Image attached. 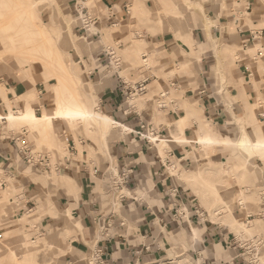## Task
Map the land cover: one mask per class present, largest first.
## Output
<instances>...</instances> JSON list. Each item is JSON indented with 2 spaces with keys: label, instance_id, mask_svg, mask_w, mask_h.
<instances>
[{
  "label": "rangeland",
  "instance_id": "rangeland-1",
  "mask_svg": "<svg viewBox=\"0 0 264 264\" xmlns=\"http://www.w3.org/2000/svg\"><path fill=\"white\" fill-rule=\"evenodd\" d=\"M128 1L130 14L125 19H120L118 24H110L106 20L109 12L103 0L85 1L90 14L99 18L104 25L98 36L101 38H92L98 30L95 26L89 30H82V23L76 15L75 4L77 2L78 5H82V0H0V89L4 95L0 94V98L8 111L6 100L13 101L10 113L7 115L8 122H0L1 139L6 137L20 139L26 131L25 141L18 143L21 144L20 146L23 145V148L30 149L35 159L32 164L18 168V173L0 170V264H94L93 254L97 248L96 242L92 244V247L90 246L91 250L88 252L73 251L72 232L66 233L65 228L73 227L75 220H72L71 216L67 217L68 213L72 215L67 212L71 209L65 205L62 196H54L50 191L46 196L44 195V201L37 199L36 205L26 207L24 187L31 181L35 184L34 187L63 188L66 189V192H63L65 198L71 199L73 203L76 200L77 189H72L70 183L63 177L72 171L71 175L76 180L73 171L80 170L82 167H89L92 171L97 170L98 167L103 174L118 173L122 168L113 157L111 145L115 141L129 137L122 129H116L118 124L106 128L95 120L85 121L82 118L71 120L56 118L41 131L28 122L10 121L12 114H21L25 101L37 117L44 114L56 117L60 107L69 106L79 99L77 94L86 105L85 91H88L89 95H94L95 110L106 113L114 121L124 122L121 115L106 112L101 100L104 87L114 80L116 74L120 73L130 82L132 88L147 81L146 92L135 93L130 90L124 97L123 105L127 112L134 108L146 111L148 113L146 132L154 133L150 127V124L154 122L158 131L154 134H162L160 133L163 128L160 127L161 123L167 130L168 125L175 122L172 120L169 123L165 118L167 114L179 109L180 112H177L179 116L176 115L178 119L182 113H185L184 108L181 109V103H186L183 102L185 100L194 101L191 97L193 93L186 94L187 89L184 86L200 78L199 62L203 54L195 53L194 40L203 43V48L207 47L205 48L208 52L207 56L212 57L207 87L216 86L215 91L230 107L234 121L227 126V128L233 127L229 128L230 133L227 136L232 140H236L241 133H246L251 139L256 137V126L260 123L259 115L264 114V59L258 57V51L261 48L252 52L249 49L253 45L249 46L245 52L243 43L229 36L236 29L235 21L232 20L225 24H220L218 21L210 24V26L220 27L219 31L213 32L217 41L216 48L213 43L207 41L206 37L208 33L206 20L210 18L211 1L219 4L226 12L225 15H236L237 18L246 14L248 5L239 0ZM166 1H171V4L168 5ZM25 9L26 12L29 11L28 15L24 13ZM65 19L72 21L71 37ZM53 20L59 22L58 25L61 26L45 31V23L50 28ZM247 22L251 23L249 19ZM195 29L198 31L196 32ZM40 30L43 32L39 33ZM63 32L64 37L60 39V33ZM203 35H205L204 39L201 38ZM82 36L88 37L87 40H79ZM158 37L172 39V42L177 44L176 48L179 50L175 56H168L163 52L159 55V51L155 53L157 44L150 45L148 38L151 40ZM72 40H77L76 47ZM141 40L147 42V47L140 50V55L137 56L131 52L135 47L140 49L138 42ZM234 42L238 44L232 52L224 46ZM261 45L264 47V40ZM102 47L111 48L115 52L114 65H110L109 60L101 64L100 58L103 57L99 53ZM255 57L258 58V64L251 65L250 71L257 73L260 82L256 77L252 78L253 90L256 92L253 96L249 80L241 74L238 63ZM145 59L148 62L145 63ZM182 63L184 66L180 67ZM85 66L92 72L94 67L100 66L101 75L97 78L95 75H90L89 81L85 80L81 71L86 69ZM217 67L220 69L219 76L216 72ZM171 69L174 70L172 74ZM24 79L28 83L24 82ZM157 80L163 81L164 85L157 88ZM16 86L17 89H15ZM233 88L236 91L232 95ZM177 90L179 91L176 92ZM243 92L247 94V101L242 98ZM162 105L166 109H163ZM236 105L241 107V111L234 109L233 106ZM197 111L201 117V123L212 124L204 117L203 108L197 106ZM159 114L164 116V119L157 122L155 118H158ZM124 123L133 126L128 122ZM180 126L184 128L182 122ZM137 131L140 130L137 129ZM133 136H136L138 141L144 142L136 133ZM71 144L76 146L77 151H69ZM176 146L178 148L187 145L167 147L164 144L158 151L160 158L156 154L157 147L152 144L153 149L148 150V154L159 158L162 163L167 164V159L170 160L167 164L168 172L173 176L176 184H182L186 188L188 204L200 206L209 213L210 217L209 222L204 224L189 222L184 224L179 232L180 237L181 235L184 237L182 240L184 244L181 248L173 245L170 251L175 264L202 263L200 259L193 258L192 254L187 252L188 244L203 246V233H206V227L212 226L211 222L215 226L227 228L238 238L260 240L264 244V218L258 216L262 209L264 156L255 154L250 160L238 147L222 146L205 150L193 146L191 149L194 152L190 156H194L195 164L183 166L189 169L184 171L178 169V163L182 161L179 158L170 157V152L174 151ZM220 151H226L229 155L217 160L216 155ZM39 155L50 157L54 166L52 174L41 172L40 167L36 165ZM66 158L70 160L69 165L66 163ZM73 160L77 161L76 169L72 166ZM221 162L230 163L220 165ZM58 166L62 167L60 171H56ZM193 169L198 171L194 172ZM64 182H68L69 185ZM110 182V176H102L98 181V193L110 202L116 203L117 212H120L121 198L123 196L132 198V193L126 187L115 192L110 188ZM126 191L130 195L126 194ZM181 191L184 192L183 189ZM138 193L151 196V194L148 195V190L144 192L138 190ZM41 203L48 204L46 212H33L29 222L22 221L24 215L31 211L26 209L37 210ZM240 203H243L245 207H239ZM183 208L188 209V205ZM239 208L246 210V216H238L242 212ZM249 214L254 217L247 219ZM232 216L238 220H232ZM74 217L78 220L76 216ZM48 219L50 224L42 227ZM99 223L94 225L95 241L101 236V228L105 229L104 235L108 233L106 229L109 228V223L102 222L101 225ZM191 226L202 231L199 243L189 236ZM25 234L30 243L35 241L37 244L28 247L23 240ZM212 244L207 246L209 248H206L204 252L207 261L223 259L229 264H237L234 259L238 255V250H234L230 245L224 247L222 244ZM29 253L30 255L27 256ZM97 264L101 262L98 261ZM256 264H264V248Z\"/></svg>",
  "mask_w": 264,
  "mask_h": 264
},
{
  "label": "crops",
  "instance_id": "crops-1",
  "mask_svg": "<svg viewBox=\"0 0 264 264\" xmlns=\"http://www.w3.org/2000/svg\"><path fill=\"white\" fill-rule=\"evenodd\" d=\"M103 1V3L107 6V9H112L113 12H115V22L120 19H125L130 14V12L128 14L126 9V7L129 8L128 0ZM239 1L245 2L248 5L246 14H242L240 18H237L236 15H225L226 12L221 8V6L216 4L214 1H211V4L209 5L210 18H207L206 20V26L208 27V33L206 35L207 41L213 43L215 46L214 48H216V36H214L213 32L215 33L219 31L220 27L214 25L210 26V24H214L216 21L220 22V24H225L227 22H231L230 20H232L235 21L236 29L235 32L229 34V36L234 37L235 41H241L243 43V50L245 52L247 49H249V46L254 45L249 49L252 52L261 48V50L258 51L259 54V52H262L264 49V47L261 45L262 40H264V0ZM248 19L251 21L250 24L247 22ZM103 26V22L100 21V23L96 26L98 31L95 33L100 34ZM195 31L197 32L198 29H195ZM204 36L205 35H203L201 38L204 39ZM148 39V43L150 45L157 44V47H155V53L156 51H159V55L163 52L165 55L175 56V53H177L179 50L176 48L177 44L172 42V39L166 40L165 38L163 39L160 37L156 39L151 38V40L150 38ZM193 42L195 53L203 54V57L199 62L201 71L200 78L196 81H193L192 83L184 84L187 89L186 94L193 93V96L191 97H193L194 101L187 102L185 100L183 102L186 103H181V109L184 108L183 110L185 113H182L178 119L176 115H178V111L180 112L179 109L175 110L174 112L171 111L167 114L165 117L166 120L169 123L172 120L175 122L168 125V132L165 129L164 124L161 123L160 127L163 128L160 133H166V135L153 134L149 131L144 132L142 138V141L144 142L138 141L137 137L133 136V134L138 132L137 129L140 130V127L147 123L146 117H148V113L135 108L129 112L126 111L123 105V100L132 87L129 84L130 82L125 80L120 75V73L116 74V72L115 74L117 76L114 77V80L110 81V83L102 90L101 100L103 109L113 115H121L124 118V122L133 124L132 126L125 124L122 121L116 120L119 125L116 127V129H122V131L129 137L123 140L115 141L111 145L113 157L122 168L120 171H126L130 173V179L126 185V188L127 190H131L132 198H129L128 196L124 199L121 198L122 203L119 205V209L121 210L120 212H117L118 206L116 203L110 202L100 193H98L99 179L102 176H110V172H105V174H103L102 170L98 167L95 171H92L89 167H82L80 170L73 171V174L76 176V180L71 175L72 171L69 172V175L63 177L67 179L69 178L67 181L70 183V186H72V189H77V192H75L76 200L73 201V203L71 199L65 198L63 192H66V189L52 188L53 185L50 186L52 189L41 188L40 186L34 187L35 184L31 181L25 184L24 199H26V207L33 204L36 205L37 199L44 201V195L46 196L48 192L52 191L54 196H62L65 205L70 207L71 210H69V212L73 216L72 220L75 219L74 216L78 218V220L75 219V224L73 227L65 228L66 233L72 232L71 245L73 251L88 252L91 250L92 244L96 242L95 246L104 250L106 260L105 264H175L174 260L170 256V251L172 250L173 245H177L178 248H181V245L184 244L182 242L184 237L182 235L180 237L179 232L182 230L185 223L173 222V210L174 208H178V206L181 204L180 198L174 196V190L179 188L181 194L186 192L185 197H187V191L182 184H176L173 176L169 174L167 164L170 163V160L167 159V164L162 163L159 158L157 159L156 157H152V155L148 154V150L153 149L152 144L155 145L157 147L156 154L158 157H160L158 151L159 148L164 144L167 147H171V145H187L179 146L178 148L176 146L174 151L170 152V157H176L182 161L178 163V169L187 171L189 169H185L183 166L187 167L189 165L193 166L195 164L194 156H190L194 152L193 149H191L193 146L205 150L221 148L222 146H231L237 148L236 143L242 136L241 133V135H239L236 140H232L229 136H227L230 133L228 131L229 128H233L232 126L227 128V126L229 123L232 124L234 121L231 115L230 107L221 100L220 94L215 91L216 86H214L215 89L214 87H207L208 76L211 72L210 61L212 57L207 56L208 52L205 50L207 47L205 46L203 48V43H199L194 40ZM237 44L238 42H234L224 46L232 52L235 50V47H237ZM138 45L142 51L144 48L146 49L147 42L141 40L138 42ZM105 50L106 48L102 47L99 53V55L103 57L100 58L101 64L108 61V58H104L102 55L103 51ZM259 58L264 59V53H262ZM238 64L241 67V74L243 77L246 80H249V85L252 92L251 94L255 96L256 92L253 90L254 86L251 81L253 77H256V79L260 82V78L257 73L250 71V66L258 64V58H250L249 61L245 60L243 63L239 62ZM91 65H94V63H91ZM183 66L184 64L182 63L180 67ZM85 68L86 69L81 71L84 74L85 80L87 81H89L90 75H95L96 78L101 75L100 66L94 67L93 72L86 66ZM173 71L174 70L171 69L170 73L172 74ZM216 72L219 76L220 69H218V67L216 68ZM24 82L27 81L24 79ZM156 82L157 88L161 87V85H164L163 81L161 82L157 80ZM15 89H17V86ZM15 89L14 91L17 93V90ZM178 91L179 90L176 92ZM235 91L236 89L234 88L231 90L232 95L235 93ZM0 94L3 95L1 89ZM85 95L86 106L89 108H94V95H89L88 91H85ZM242 98L247 101V94L243 92ZM1 101L2 99L0 98V113L2 114L0 120L5 119V122L3 123H7V115L10 113V109L12 107L11 104L13 101L11 99L8 100L9 102L6 100L9 111ZM197 106H199V108H203L204 117L212 124L206 125L201 123V117L198 114ZM233 107L234 109L236 108L241 111L240 106L236 105ZM163 109H166V107ZM259 118L260 125L258 124V126H256L257 128L255 138L257 140L264 141V114L259 115ZM163 119L164 116L159 114L158 118H155V121L158 122ZM152 120L154 121V118H152ZM181 122H183L184 128L180 126ZM150 127H152V129L155 131L157 130L154 122L150 124ZM146 137L152 140V144L146 141ZM204 137L208 138L211 143L206 146L200 145V139ZM7 139L8 137L3 140L0 138V170L8 173H18V168L21 169L26 165L25 160L22 159L18 154L21 144H13ZM83 155L87 156L84 153ZM228 155V152L220 151L216 155L217 160H221ZM229 163L230 162H221L220 165ZM72 166L74 169H76L78 166L76 160L72 161ZM193 170L194 172L198 171L195 169ZM68 182L64 183L68 184ZM181 189H183L184 192L181 191ZM138 190L142 192L148 190V195L151 194V196H144V194H142L143 196L139 195ZM126 194L130 195V193H127V191ZM45 205L46 204L41 203L38 208H41L43 212H46L48 204L46 207ZM239 207L245 206L243 203H240ZM239 209L242 210V208ZM27 210L34 209H26V211ZM246 214V210L243 209L238 216H246ZM67 217H69V215H67ZM253 217L254 216L252 214L247 215V219H251ZM232 220L237 221L238 219H236L235 216H232ZM98 222H105L107 224L109 223V228L107 231L108 233L106 232L107 234L105 235L101 231V236H99L97 241H95L96 235L94 233V225H98ZM49 224L50 220L48 219V221L44 223L42 227L48 226ZM211 225L212 226L210 227H206V233H203V246L200 244L199 246L188 244L189 247L187 252L191 253L193 258H197L198 260L200 259L202 261L201 264H229L223 259H214L210 261L205 259V249L209 248L207 246L213 245L212 243L222 244L224 247H228L229 245L231 246V244H233V233H231L225 227H221L219 225L215 226L212 222ZM201 232V230L191 226L189 230V236L193 238L195 242L199 243L202 237ZM205 243L207 244L206 246ZM240 253L241 252L238 250V255L235 257L234 261L237 264H245V262L239 258Z\"/></svg>",
  "mask_w": 264,
  "mask_h": 264
},
{
  "label": "built area",
  "instance_id": "built-area-1",
  "mask_svg": "<svg viewBox=\"0 0 264 264\" xmlns=\"http://www.w3.org/2000/svg\"><path fill=\"white\" fill-rule=\"evenodd\" d=\"M86 0H82V5H78L76 2V15L79 18V21H81L82 23V30H89L91 27L96 26L100 23L99 18L97 17H93L90 14L89 8L86 7ZM127 12L129 14V8L126 7ZM108 12H109V16L106 18L110 24H115L119 22L116 21L115 22V18H116V14L115 12H113L112 9L108 8ZM116 24V25H117ZM93 37H98L99 34L98 33H94L92 35ZM99 38V37H98ZM105 58H108V60L110 61V65H114V59L115 57V52L110 48V49H106L105 51H103L102 54ZM262 55V52H259V56ZM118 62V61H117ZM147 81L139 83L137 85L136 88H132L131 90L134 91L135 93H144L146 92V88L147 86L145 85ZM134 94V93H131ZM130 94V95H131ZM140 131H138L136 134L140 136V138H143V133L146 132V124H143L140 127ZM152 132L156 133L155 130H153ZM153 133V134H154ZM27 134L26 131H24V135L21 136L20 139H11L10 137H8L7 140H10L13 144H17L18 142L22 141V143L25 141L24 140V136ZM0 138H1V134H0ZM7 138V137H6ZM147 142H149L150 144H152L149 140H146ZM23 146V145H22ZM20 147L18 154L21 156L22 159L25 160L26 164L30 165L33 163V161L35 160L32 156V153L30 151V149H27L26 147ZM69 151H77L76 146L71 144ZM66 163L67 165H69L70 160L68 158H66ZM38 167H40V169L46 173V174H52L53 170H54V166L52 164V161L50 159L49 156H42L39 155L37 157V164ZM62 167L58 166L56 167V171H60ZM130 179V173L126 172V171H119L118 173H110V188L112 190L119 191L122 190L124 187H126V185L128 184ZM174 196L180 198L181 204L178 206V208H174L173 210V222L175 223H190V224H194V223H198V224H204L209 222V213L204 211L200 206L197 205H190L188 204L187 201V197H185L184 193L181 194L180 193V189L176 188L174 190ZM127 196H123L122 199H124ZM261 212L258 216L263 217L264 218V185L262 187L261 190ZM188 205V209L187 208H183V206H187ZM101 225V222L99 223ZM108 229H106L107 232ZM101 231L104 233L105 229L104 227L101 228ZM233 244H231V247L234 248V250H239L241 253L239 255V258H241L245 264H256L258 262L259 256L261 254L262 249L264 248V244L262 241L260 240H256V241H252V240H248L245 238H238L237 236L233 235ZM96 251L94 252L93 256H95V260L98 262L100 261L101 264L106 263L105 260V253L104 250L102 248L97 247L95 249Z\"/></svg>",
  "mask_w": 264,
  "mask_h": 264
},
{
  "label": "bare ground",
  "instance_id": "bare-ground-1",
  "mask_svg": "<svg viewBox=\"0 0 264 264\" xmlns=\"http://www.w3.org/2000/svg\"><path fill=\"white\" fill-rule=\"evenodd\" d=\"M166 3L169 5V4H171V1H166ZM27 10H28V7H27ZM27 12H29V11H27ZM27 12H26V9H25L24 13H26L28 15ZM65 21H66V19H65ZM58 23L55 20H53L52 23L50 24V28L48 27V24L45 23L44 30L45 31H48L51 28H58V27L61 26L60 24L58 25ZM66 23L68 25L69 34H70V37H71L72 36V21L70 19H67ZM116 26L117 25H115V27ZM41 32H43V31L40 30L39 33H41ZM64 34H65L64 32L63 33H60V39L64 37ZM87 38L88 37H86V36H84V37L82 36L79 40H85L86 41ZM72 42L75 44V47H76L77 46V40L76 41L75 40H72ZM44 48H46V47H44ZM131 53H134L135 55L139 56L140 55V49L135 47ZM142 58H145V56H142ZM34 62H35V60H34ZM144 62L146 63L148 61H146V59H145ZM81 84H82V82H81ZM77 95H78V98L79 99L77 101H75V102H72V104L69 105L70 107L69 106H65V105L63 107H60V110H59V112H57L56 117H50L48 114H44L41 117H37L34 114V112L32 111V108L28 104L25 103L24 104V109L22 110L21 114L20 115L12 114L10 116V121H14V122H18V121H20V122H28V123L34 125L36 127V129H38V130L40 129V131H41L42 128L47 127V124H49L52 120H54L56 118L62 119V120H71V119H76V118H82L85 121L86 120H95L100 125H102V126H104L106 128H110L111 126H113L115 124L116 125L118 124L116 121H114L106 113H104L102 111L95 110V108H89V107H87L83 103V101L81 100V96L79 94H77ZM168 95L169 94H167V96ZM161 107L163 108V105ZM164 108H165V106H164ZM253 116H254V112H253ZM3 121H5V119H1L0 120V122H3ZM182 124H183V122H182ZM146 140H149L150 142L152 141L148 137H146ZM210 143H211L210 140L208 138H206V137L201 138L200 139V142H199V144L202 145V146H206V145H208ZM236 145L241 150V152L243 153V155H245L248 159H250L255 154H258L261 157L264 156V141L263 140H257L256 138H252L251 139L246 133H243L242 134L241 138L237 141ZM239 159H241V158H239ZM64 179L69 180V178L68 179L67 178H64ZM45 207H46V205H45ZM33 212H35V213H38V212L43 213V210L41 208H38L37 210L28 211V213L24 215L22 221L29 222L31 216H33L32 215ZM68 215L71 216V217H73L69 213H68ZM23 240H24V243H26V245L28 247H30V245L34 246L35 244H37L35 241H33L32 243H30L29 240H28V238H27V236H26V234L23 236ZM13 255L16 256V254H13ZM29 255H30V253L27 256H29ZM93 259H94L93 260L94 264H97V262L95 260V256H93Z\"/></svg>",
  "mask_w": 264,
  "mask_h": 264
}]
</instances>
